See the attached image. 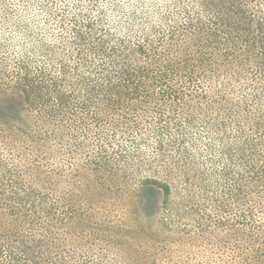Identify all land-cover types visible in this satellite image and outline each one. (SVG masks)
I'll return each instance as SVG.
<instances>
[{
    "label": "trees",
    "instance_id": "16d2710c",
    "mask_svg": "<svg viewBox=\"0 0 264 264\" xmlns=\"http://www.w3.org/2000/svg\"><path fill=\"white\" fill-rule=\"evenodd\" d=\"M66 1L45 9L51 42L22 33L30 46L0 78V150L18 151L11 167L0 154V264H158L172 239L231 249L206 264H264V0H130L110 17ZM196 123L236 206L199 227L172 200Z\"/></svg>",
    "mask_w": 264,
    "mask_h": 264
},
{
    "label": "rangeland",
    "instance_id": "374dc122",
    "mask_svg": "<svg viewBox=\"0 0 264 264\" xmlns=\"http://www.w3.org/2000/svg\"><path fill=\"white\" fill-rule=\"evenodd\" d=\"M61 1L7 0L3 2L0 0V78L6 79L5 77L10 72L7 67L11 68L13 63L20 57L21 50L24 47L30 46L27 37L23 36V34H30V39L33 42L35 41L37 45H41L42 42H51L50 36L56 35V32L52 30L50 23H54L57 18L50 17L49 10L46 14L45 9H48L51 3L56 7L70 6L69 1ZM129 2L130 0H105V3L102 4L100 0L98 7L101 8H98V10H104L110 17L111 11L113 12L118 6L121 7V9L128 10ZM3 3L6 6V12L1 11V5H3ZM25 7L29 8L28 16L27 13H24L22 10ZM119 20V17H114L112 19V21H114L112 24H115V22ZM29 53V55L32 54L31 56L37 61V63L40 62L37 56H33L32 51ZM46 53L47 52L44 50H41V52L38 53L43 55L42 57L44 61L49 60L50 58L48 54L46 56L44 55ZM202 130V127L198 125L185 131L187 136L193 137L197 140V149L191 151L186 146L189 150L190 160L188 159L187 166L181 173L182 181L180 180L178 182L179 188L177 189V193H173L172 196L173 202L183 201L186 203L188 217L190 216L191 220L194 222L192 225L195 227L205 226L204 224L212 223L217 219H220V217L231 218L236 213V206L231 204V201V203L229 202L230 199H227L226 195L222 196V188L218 184V181L220 180L218 175L221 173L220 169L222 168V163L220 162L222 154L220 145L217 144L219 145L220 152V156H218L211 143L212 141L206 134L202 133ZM169 132L174 133L172 128ZM135 142L137 143L138 140ZM209 145H211L213 149L211 154L208 151ZM125 149L131 151L130 145L127 144ZM198 149H200V151H198ZM139 150L148 157L145 161L143 160L141 162L140 170L142 173L143 171H150L149 166L151 164L154 165L153 157L150 156L151 148L144 147L142 149L139 148ZM16 153H18V151H13L11 154L7 151L2 152L0 150V154L6 159L5 161L10 167L14 164L12 160L16 161V158H12L16 156ZM127 162H129L131 166L138 164L134 161ZM57 165L63 167L65 177H67L71 172V167L69 165L74 164H70L68 158L65 157L62 161H58ZM129 174L133 177L131 173ZM148 175L149 174L147 173L146 176ZM141 177L142 176L137 175L136 179L139 180ZM111 206L112 203L107 204L108 208ZM116 211L118 212L119 217L123 216L124 211L115 210L114 213H116ZM185 220L186 219H184V221ZM187 221H189L188 218ZM208 239H211V236H209ZM201 241L203 242V240H199L187 244V242L181 243L175 239L168 240L164 243L158 244L156 249L166 247V250H161L155 254L154 258L157 259L158 264H178V261H182L181 259L187 260V264H206L207 262L205 263V260L207 257L211 258L212 262H218L219 257L220 259H228V256L231 255V249H229V247L224 249L223 245H218V240H213L210 243H201ZM144 244L145 243H143V245ZM149 244L150 243H148V245ZM75 247L74 251L79 253L80 250ZM78 248L87 252L88 255H93L94 259L100 252V249L96 246L85 249L82 247ZM102 251L104 253V249H102ZM151 258H153V256H151ZM208 263L211 264V262Z\"/></svg>",
    "mask_w": 264,
    "mask_h": 264
}]
</instances>
